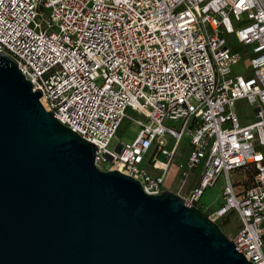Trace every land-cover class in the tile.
I'll return each instance as SVG.
<instances>
[{"label": "built area", "instance_id": "obj_1", "mask_svg": "<svg viewBox=\"0 0 264 264\" xmlns=\"http://www.w3.org/2000/svg\"><path fill=\"white\" fill-rule=\"evenodd\" d=\"M0 53L97 169L150 196L176 178L170 191L220 229L236 220V251L264 264V0H0ZM128 110L137 134L111 149Z\"/></svg>", "mask_w": 264, "mask_h": 264}, {"label": "water", "instance_id": "obj_2", "mask_svg": "<svg viewBox=\"0 0 264 264\" xmlns=\"http://www.w3.org/2000/svg\"><path fill=\"white\" fill-rule=\"evenodd\" d=\"M40 97L0 53V264H252L172 191L97 169Z\"/></svg>", "mask_w": 264, "mask_h": 264}, {"label": "rangeland", "instance_id": "obj_3", "mask_svg": "<svg viewBox=\"0 0 264 264\" xmlns=\"http://www.w3.org/2000/svg\"><path fill=\"white\" fill-rule=\"evenodd\" d=\"M237 69H235L236 71ZM234 111L237 113V115L240 118V121L243 124H246L253 120V108L248 106L245 102L241 101L238 102L234 108ZM126 115L128 118H125L117 132H116V139H114L111 144L110 148L113 149L118 143H130L133 141L137 134V127L132 124L129 120L130 117H136L134 113H132L130 110L127 111ZM103 168H106L107 164H100ZM233 178V176H232ZM176 181V178H172L170 180V184H174ZM222 180H219V182L213 186L212 188H208L202 198L200 199V203L204 205L206 208H214L219 202L221 197V190H222ZM173 186H168L167 189L172 190ZM238 227V222L236 220H231L230 223L224 227H222V232L229 238L233 237L236 229Z\"/></svg>", "mask_w": 264, "mask_h": 264}, {"label": "crops", "instance_id": "obj_4", "mask_svg": "<svg viewBox=\"0 0 264 264\" xmlns=\"http://www.w3.org/2000/svg\"><path fill=\"white\" fill-rule=\"evenodd\" d=\"M195 181V178L193 177V176H189L188 177V179L186 180V184L188 185V190L191 188V186H192V183ZM176 182V181H175ZM175 182H174V184L172 185V184H170V182H169V186L171 187V186H174L175 185Z\"/></svg>", "mask_w": 264, "mask_h": 264}]
</instances>
